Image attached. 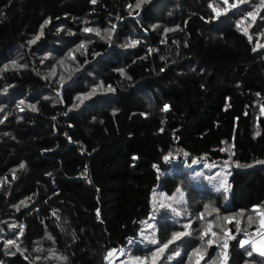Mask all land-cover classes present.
<instances>
[{
  "label": "trees",
  "instance_id": "16d2710c",
  "mask_svg": "<svg viewBox=\"0 0 264 264\" xmlns=\"http://www.w3.org/2000/svg\"><path fill=\"white\" fill-rule=\"evenodd\" d=\"M209 3L223 7L221 0H146L139 8L137 0H0V69L12 60L25 65L0 70V264H107L108 252L150 216L153 191L179 187V176L161 174L177 159L230 162L229 205L188 184L186 213L159 214L155 230L163 244L191 220L193 243L169 245L160 264H183L202 241L203 223L227 214L247 233L229 241L227 264H264L248 255L250 244L239 246L259 231L253 206L264 210V8L253 21L244 17L260 0L219 17ZM113 25L110 39L83 31L106 37ZM81 41L86 50L77 51ZM101 82L95 95L77 99ZM225 227L235 234V221ZM8 240L15 243L6 247ZM218 244L206 247L205 264H219Z\"/></svg>",
  "mask_w": 264,
  "mask_h": 264
},
{
  "label": "rangeland",
  "instance_id": "374dc122",
  "mask_svg": "<svg viewBox=\"0 0 264 264\" xmlns=\"http://www.w3.org/2000/svg\"><path fill=\"white\" fill-rule=\"evenodd\" d=\"M258 45H264V35L261 38V41ZM198 162L196 164L192 163L191 161H180L174 160L172 168L170 170H162L161 174L163 175H177L179 176V188L182 190L183 196L180 192H175L173 194L166 193L164 190H161L160 187H157L151 196V204H152V212L147 219H144L141 222V228L139 229L138 233L134 237H130L127 239V242L120 246L119 248H114L116 251L112 253L111 256L107 254V264H138V262L134 259L135 257L140 258H147L145 264H152V253L156 250V244H151L144 240V237L147 236L150 239L154 238L158 241L157 233H156V225L158 224L157 218H159V214L170 212V208H160V204L163 203L165 205L172 204L174 208L179 209L180 215H184L187 210V205H184L190 193V187L196 186L200 189H206L208 191L217 193L220 196L221 202L223 205H229V196H230V187L228 191L225 192L222 188L217 191V188L220 187V183L223 182L226 178L227 184L229 183V177L231 174V163L227 161L228 166L225 167V161L221 162H214L208 161L206 159H196ZM180 165L184 169V173L181 172ZM209 165L208 167H204V165ZM179 172V174L177 173ZM187 172V175H185ZM187 176V178H186ZM186 178V181H185ZM185 181V182H184ZM189 184V185H188ZM190 193V194H189ZM192 195V194H191ZM210 210L212 212V208L209 207L206 210ZM203 211V212H204ZM196 212H191L190 216H194ZM226 216V215H225ZM227 216H230L227 214ZM236 217V216H235ZM179 218V217H177ZM176 218V219H177ZM213 222V226L215 231L218 233V237H221L223 229L226 226L227 222L221 218L220 220H216V217L211 220ZM149 224L154 225V227L149 228ZM207 226V221L203 223ZM143 233V236L141 235ZM209 238V237H207ZM201 240V239H199ZM220 239H218L219 241ZM251 240L257 242V246L260 245V238L256 234ZM159 242V241H158ZM160 244V243H159ZM207 247L206 241L198 243L194 249H199L200 252L205 255V249ZM251 250L249 252H254L260 255V253L254 251L252 246L250 245ZM111 249L110 251H112ZM109 251V252H110ZM108 252V253H109ZM192 253L191 259H189V255L187 256L186 261L183 264H196L197 256L193 253V250L190 252ZM164 253L159 255L156 259L155 264H160ZM262 256V255H261ZM264 257V256H263ZM217 263V262H215ZM200 264H205V261L202 259L200 260Z\"/></svg>",
  "mask_w": 264,
  "mask_h": 264
},
{
  "label": "snow or ice",
  "instance_id": "6c2138e0",
  "mask_svg": "<svg viewBox=\"0 0 264 264\" xmlns=\"http://www.w3.org/2000/svg\"><path fill=\"white\" fill-rule=\"evenodd\" d=\"M93 3L96 2V0H92ZM146 2V0H137V4H136V7L139 8L141 6L142 3ZM222 2V5L223 7H216L215 5H213L212 3H209V7L212 9V11L215 13V16L216 17H219L221 15H227L230 10H239V5L241 4H246L247 3V0H231V3H230V0H221ZM264 8V0H260V3L259 5H257L256 9L253 10V11H249L246 13V17L244 18H247V17H251L253 21H255L256 19V16L258 15L259 13V10ZM242 18V19H244ZM49 21L48 20H45L44 21V24H48ZM241 24V21H237V27H239ZM153 27H156L155 25ZM42 29H43V25L41 26V35H42ZM115 30V26L113 25L112 27V30H108V29H105V33L107 34V36H101V31L99 29H94V28H89V27H85L83 29V31L85 33H95L97 36H100L102 39L104 38H108L110 39L111 38V34H112V31ZM167 31H170L169 29H165V32ZM245 31V34L247 35V30L244 29ZM262 35H264V33H262ZM36 39H39V36L36 37ZM252 37L249 36V40L251 41ZM29 43H35V40H32L30 41ZM138 43V41L136 40H133L131 42V45L134 46ZM259 47H264V45H258ZM80 49H85L86 50V44L84 41H81V43L77 46V51H79ZM253 51H256V48H253ZM50 55V54H49ZM69 57L72 59V60H75V55L70 52L69 54ZM94 55H99L98 53L97 54H94ZM45 59H47V56L45 57ZM161 59H163V57H161ZM43 62V61H41ZM63 59L61 61H59V63L63 64ZM85 63H87V61H85ZM9 67L13 68V69H16V68H23L25 67V65L23 64H19L16 60H12L10 61V64H5L3 65V68L0 69V70H8ZM121 73L123 74V69L120 70ZM163 71V69H162ZM54 74V73H53ZM130 79V77H129ZM61 87H63V77H61ZM100 88H104V85H103V82L100 83V85H97L95 87L92 88V90L83 95L82 97H78L77 99H80L81 102H83L84 99H88L90 98L91 96L95 95L97 93V90L100 89ZM106 91H114V89L112 88L111 85H108L107 88L105 89ZM4 91L6 92L7 91V88L4 89ZM20 104H24V101H20ZM79 105L78 104H74L73 107H78ZM28 107L32 108L33 111L37 110L36 109V106L35 104H31V105H28ZM169 108V105L168 104H164L163 106V109L162 110H167ZM2 106H0V111H2ZM21 111H23V109L21 108L20 109ZM6 118V117H5ZM0 123H3V120H0ZM259 133H257L258 135ZM221 151H224V149H221ZM185 155L187 156L188 154L185 153ZM170 157L169 156H165L164 159L165 160H168ZM198 161L196 159H193L192 160V163L193 164H196ZM258 163H264V161H259ZM209 165L205 164L204 167H208ZM228 164H227V161H225V167H227ZM237 166H241L239 164H237ZM19 167L21 169H23L25 167V165L23 163H21L19 165ZM155 167V165H154ZM85 175L87 174V170L85 169ZM50 175V174H49ZM13 179H15V175H13ZM230 187V185L227 184V181H226V178L223 182L220 183V187L217 188V191H219L221 188L227 192L228 191V188ZM177 192H180L181 195L183 196V193H182V190L178 187ZM21 205H25L26 204V201H21L20 202ZM14 207H17V210H19V206H14ZM170 208L176 215H180V211L179 209L177 208H174L172 206V204H163L161 203L160 204V208ZM254 207V210L258 212V216H259V221H260V228H259V231L257 232V235L258 237L260 238V245L257 246V242L254 241V240H250V239H239V246L241 249H244L245 245L246 244H250L252 246V248L254 249V251L260 253V255L264 256V210H262L260 208L259 205H255L253 206ZM208 208V205H205V209ZM213 211H216L218 212L219 210L218 209H213ZM225 211H228L227 209H225ZM55 214V213H54ZM238 215H243V212L239 213ZM199 220L203 221L205 220V216H204V213L201 212L200 213V216L198 218ZM217 220H220L221 217L219 215H217L216 217ZM223 220L226 221V222H232V221H235V234L227 229L226 227L223 229V232H222V237H218V233L216 231H213L212 228H213V222L211 220H207V226L203 228V230L200 232V239L203 241L206 237H209L207 240H206V244L208 247H211L213 244H217V246H220L218 244V239H222V252L220 253V256H221V259L219 261V264H227V260H228V248H229V241L230 240H234V239H238V235L239 233H242L244 232V229L241 228V224H240V220L239 219H236L235 216H224L223 217ZM247 223L248 225L250 226L252 223H253V217L252 216H248L247 217ZM191 224H192V221L189 220V222L187 224H185L183 227H184V230L183 231H177V232H174L172 233L171 235V238H169L167 240V242L163 243V244H159V242L152 238L150 239L149 237L145 236L144 237V240L151 243V244H156L158 245L156 250L152 253V264H155L156 262V259L158 258L159 255L163 254L165 252L166 249H168L169 245H172L174 244L176 241H181L182 243L185 244L186 247L190 246L193 241H191L190 239H188L190 236H191ZM10 227H15V225H10ZM154 227V225L152 224H149V228H152ZM20 233L22 234L23 233V225L20 226ZM210 234V236H209ZM245 236H247V233L244 232ZM141 235L143 236V233H141ZM51 239V237H49ZM184 238V239H182ZM15 243L14 240H8L6 242V247L9 246V245H13ZM17 251H20L19 247L17 246ZM37 251H39V249H37ZM116 250L113 249L112 251H110L108 253L109 256L112 255L113 252H115ZM193 253L196 254L197 256V261H196V264H200V260H202L204 258V255L200 252L199 249H193ZM11 255H15V253H9ZM174 255L176 256H179L180 255V252L177 251L174 253ZM189 259H191V256H192V253H189ZM248 255L249 256H252V252H248ZM171 258V257H169ZM25 259H27V257H25ZM37 259H39V257H37ZM59 259H67V257H59ZM138 264H145V261L147 258H140V257H135L134 258ZM207 264H215V258H212L210 259Z\"/></svg>",
  "mask_w": 264,
  "mask_h": 264
}]
</instances>
